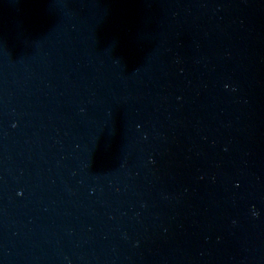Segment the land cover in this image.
<instances>
[{
    "label": "water",
    "instance_id": "1",
    "mask_svg": "<svg viewBox=\"0 0 264 264\" xmlns=\"http://www.w3.org/2000/svg\"><path fill=\"white\" fill-rule=\"evenodd\" d=\"M0 264H264V0H0Z\"/></svg>",
    "mask_w": 264,
    "mask_h": 264
}]
</instances>
